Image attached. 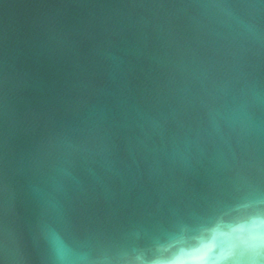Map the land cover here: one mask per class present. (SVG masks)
<instances>
[{"label":"water","instance_id":"95a60500","mask_svg":"<svg viewBox=\"0 0 264 264\" xmlns=\"http://www.w3.org/2000/svg\"><path fill=\"white\" fill-rule=\"evenodd\" d=\"M256 217L264 0H0V264H206Z\"/></svg>","mask_w":264,"mask_h":264},{"label":"clouds","instance_id":"9594fccd","mask_svg":"<svg viewBox=\"0 0 264 264\" xmlns=\"http://www.w3.org/2000/svg\"><path fill=\"white\" fill-rule=\"evenodd\" d=\"M254 222L264 225V218L256 217ZM262 248H264V230L257 228L254 234L234 248L231 254L212 257L206 264H259L255 259L245 261L243 256L247 253H259Z\"/></svg>","mask_w":264,"mask_h":264}]
</instances>
